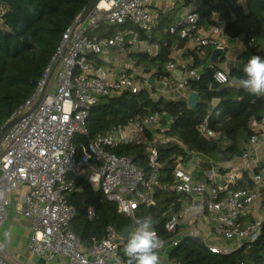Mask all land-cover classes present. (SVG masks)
Instances as JSON below:
<instances>
[{"label": "built area", "instance_id": "1", "mask_svg": "<svg viewBox=\"0 0 264 264\" xmlns=\"http://www.w3.org/2000/svg\"><path fill=\"white\" fill-rule=\"evenodd\" d=\"M83 15L63 34L35 93L12 117L21 119L0 143V227L8 216V195L25 184L29 190L16 203L15 212L32 222L28 244L31 255L46 260L65 256L69 259L68 264H126L119 254L124 240L113 227L107 228L103 240L93 239L90 247H84L80 237L69 229L75 210L68 196L76 188L75 180L82 178L92 187L101 189L106 199L117 203L119 212L128 217H133L141 204L154 206L156 188H169L162 187L159 182L157 149L152 146L149 150L153 171L148 178L135 167L131 158L115 155L111 150L131 143L144 144L147 133L161 127L162 117L158 113L139 115L126 126L115 127L106 134L91 135L87 120L100 99L124 92L137 94L142 88L150 89L151 86L149 77L136 72L134 61H131L133 67L130 70L114 72L88 58V55L103 56L108 48L124 51V32L118 31L113 37L104 38L89 33L98 30L102 23L114 26L131 22L134 27L151 34L158 24L159 13L150 10L148 0H98L84 19ZM199 23V13L188 11L178 23L179 27H171L170 33L190 41L194 48H220L224 53L222 28L213 26L208 35L201 36L198 35ZM129 34L130 45L137 46L138 34L133 31ZM249 46L257 49L253 40ZM167 69L175 71L177 66L170 63ZM216 77L221 82L229 79L225 70L218 72ZM190 79L198 80V71L186 69L180 87L185 89ZM161 85L163 89L170 86L167 79L162 80ZM156 92L154 97L159 95L158 90ZM42 94L39 105L34 108ZM252 129L253 135L242 157L244 170L230 182L222 185L197 181L178 163L172 187L187 197L200 195L202 217L212 225L214 235L240 245L255 242L264 225L263 219L243 223L257 206L264 214V172H254L264 162L253 163L255 150L264 146V118L261 122L253 121ZM207 134L215 136L212 132ZM79 151L82 153L80 158ZM243 172H249L254 187L232 189ZM88 217L90 220L95 218L93 208L88 210ZM179 225V215L173 214L165 229L173 234ZM165 245L163 243L160 250ZM210 250L215 253L231 251L213 246ZM0 264H13L1 246Z\"/></svg>", "mask_w": 264, "mask_h": 264}, {"label": "trees", "instance_id": "2", "mask_svg": "<svg viewBox=\"0 0 264 264\" xmlns=\"http://www.w3.org/2000/svg\"><path fill=\"white\" fill-rule=\"evenodd\" d=\"M92 1L0 0V131L33 96L63 34ZM175 1L187 7L194 2ZM195 11L200 15L199 27L220 26L225 36L244 39L247 45L244 65L252 55L264 58V0H198ZM173 26L179 27V24L159 13L158 24L152 32L154 36L158 35L150 38L151 43L158 45V53L155 56L147 53L132 55L136 66L151 75V88L144 87L137 94L124 92L102 98L92 108L87 120L91 135H97L126 126L136 116L160 114L161 127L156 132H148L144 144L122 145L111 152L131 158L135 167L148 178L153 171L149 150L154 146L158 153L159 182L162 187L169 188H156V204L150 207L141 204L134 216L128 217L119 212L117 203L106 199L101 189L92 187L82 178L75 180L76 188L68 196L75 210L69 229L80 237L84 247H90L93 239L103 240L108 227L115 228L119 234L132 226L137 218L147 215L153 217L154 230L163 242L170 241L175 233L169 234L165 225L173 214L182 210L187 197L172 189L178 163L188 164L194 156L207 158L210 162L204 166L209 169L211 164L231 163L245 151L253 135V121L261 122L264 118V94H252L236 82L245 78L243 68L230 69L226 82L218 80V72L224 71L221 69L224 60H220L224 53L219 57L218 65L208 63L213 52L211 47L184 51V58L190 61L184 72L190 69L199 73L198 80L190 79L185 86L188 92L199 96L195 108H190L185 100L154 97L157 93L155 83L168 80L172 71L167 66L177 64L172 53L176 47L182 50L186 41L170 33ZM118 31L125 34L134 31L141 41L148 38L131 22L114 26L102 23L98 30H91L89 34L104 38L113 37ZM252 40L256 50L249 46ZM88 58L100 61L95 55H88ZM208 132L215 136H208ZM81 154L79 151L78 158ZM221 171L226 174L229 170ZM254 172H264V164L256 167ZM231 187L234 190L252 189L254 184L249 172H243ZM90 208L95 210L92 220L88 217ZM126 243L127 239L119 247V254L125 262L127 257L123 247ZM169 261L171 264H264V225L255 242L243 243L228 253L212 252L201 238L187 237L172 248Z\"/></svg>", "mask_w": 264, "mask_h": 264}, {"label": "crops", "instance_id": "3", "mask_svg": "<svg viewBox=\"0 0 264 264\" xmlns=\"http://www.w3.org/2000/svg\"><path fill=\"white\" fill-rule=\"evenodd\" d=\"M148 1L149 8L152 12L162 13L164 16L170 17V19L173 20V23H180L184 14L188 11L195 10L198 5V0H194L193 4L188 7L175 0ZM210 29L211 27L208 25H203L200 27L198 35H208ZM129 32L126 33V48L124 51H119L116 48H108L103 56H98L100 60L99 62L97 61V58L92 61L103 65L114 72H118L122 69L130 70L133 67L131 61H134L136 72L140 76H147L150 78V74H146L141 68L136 66V61L132 58V55L137 53H147L155 56L159 51V47L157 44L151 43L150 38L157 36L158 33H156L155 36L154 33L146 34L148 38L143 41L139 40L137 46H131V36ZM221 41L226 46V51L223 56L220 57V60H224L221 64V69L228 73L232 68H243L245 61L244 53L247 50V45L245 44L244 39H231L222 34ZM192 49H194V47L190 41H185L182 50L177 47L175 48L172 57L177 60V69L172 72L170 71L171 76L168 78L170 86L168 88H162L161 80L155 83L156 91L158 90L159 93L158 97H166L170 100H188L190 92L186 89H182L179 84L185 76L184 69L190 62L188 58H184V51ZM212 50L214 49L212 48ZM208 63H211V60H209ZM253 157V163L264 162L263 145L257 147ZM209 162L210 161L203 156H194L188 164L182 166L188 170L197 181L225 185L230 182L233 177L238 176L244 170L245 165V160L237 158L231 163L224 165L211 164V169H209L204 166V164ZM226 169L229 171L226 174H223L221 170ZM93 187L97 189L96 186ZM28 190L29 187L27 185L21 184L8 195L10 203L8 207V216L6 221L0 227V246L3 249V252L7 257L12 258L13 264H68L69 259L65 256H58L54 260H46L29 253L28 244L32 236V222L19 216L15 212L16 203L24 197ZM182 206V210L178 213L180 217V225L175 232V236L166 243L163 250L159 251L161 257L160 264H171L169 261L170 251L187 237L201 238L209 247H218L221 250L228 248L233 250L238 248L240 245L239 242L227 241L217 238L214 235L212 225L206 218L202 217L203 205L200 195L185 197ZM257 219L264 220V214L259 211L258 206L253 209L250 216L243 220V223L247 224Z\"/></svg>", "mask_w": 264, "mask_h": 264}, {"label": "clouds", "instance_id": "4", "mask_svg": "<svg viewBox=\"0 0 264 264\" xmlns=\"http://www.w3.org/2000/svg\"><path fill=\"white\" fill-rule=\"evenodd\" d=\"M244 77L236 81L243 89L252 94H264V58L252 55L242 69ZM224 80V77H220ZM153 217L147 215L137 218L129 232L123 253L126 264H160L159 250L163 240L154 230Z\"/></svg>", "mask_w": 264, "mask_h": 264}, {"label": "water", "instance_id": "5", "mask_svg": "<svg viewBox=\"0 0 264 264\" xmlns=\"http://www.w3.org/2000/svg\"><path fill=\"white\" fill-rule=\"evenodd\" d=\"M97 2H98V0H93V1H92V3L90 4V6L88 7V9L84 12V15H83V18H82V19H84V18L86 17V15L88 14V12L96 6ZM222 54H223V50L220 49V48H217V49L213 50V52H212V56H211V58H210L211 63H212L213 65H218V63H219V57H220ZM42 97H43V94L40 96V98H39V100L37 101V103L35 104L34 108H36V107L39 105V103H40ZM198 100H199V96H198L197 93H195V92L190 93V95H189V97H188V100H187L188 106H189L190 108H195V107L197 106V104H198ZM20 119H21V117L11 118V119L5 124V126H3V128H2L1 131H0V143H1L2 139H3V137L5 136V134H6V133L12 128V126H13L16 122H18ZM242 157H243V152H240V153L238 154V158H242ZM133 226H134V224H133L132 226L128 227L125 231L119 233V237H120L121 239H123V240H126L127 237H128V235H129V232H130V230L132 229Z\"/></svg>", "mask_w": 264, "mask_h": 264}, {"label": "rangeland", "instance_id": "6", "mask_svg": "<svg viewBox=\"0 0 264 264\" xmlns=\"http://www.w3.org/2000/svg\"><path fill=\"white\" fill-rule=\"evenodd\" d=\"M79 141H82V140H79ZM240 159H242V158H240Z\"/></svg>", "mask_w": 264, "mask_h": 264}]
</instances>
